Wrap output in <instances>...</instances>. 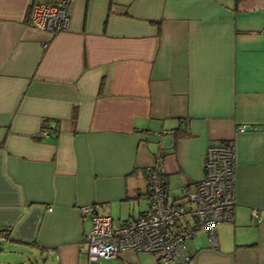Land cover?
<instances>
[{
  "label": "crops",
  "instance_id": "0c3cea01",
  "mask_svg": "<svg viewBox=\"0 0 264 264\" xmlns=\"http://www.w3.org/2000/svg\"><path fill=\"white\" fill-rule=\"evenodd\" d=\"M33 1L0 0V251L160 264L92 262L82 207L120 223L146 211L157 153L182 198L218 140L236 146L235 217L218 248L204 229L188 239L187 264H264V0H72L54 36L30 23Z\"/></svg>",
  "mask_w": 264,
  "mask_h": 264
},
{
  "label": "built area",
  "instance_id": "2783aa9c",
  "mask_svg": "<svg viewBox=\"0 0 264 264\" xmlns=\"http://www.w3.org/2000/svg\"><path fill=\"white\" fill-rule=\"evenodd\" d=\"M72 0H45L33 2L30 23L53 36L69 29L71 16L68 9ZM241 129H244L241 127ZM44 136L51 129H43ZM232 141H211L201 161L204 177L194 188L183 189L182 198L175 199L167 192L163 163L165 156L155 155L146 165L147 209L124 223L107 214H97L96 208L87 205L83 214H90L92 225L83 238L85 249L92 262L113 258L125 251L152 254L160 264H187L192 254L187 250L188 239L199 230L207 233L209 246L218 248V225L231 222L236 208L237 153ZM256 216L257 210L253 211ZM10 238L9 228L0 225V243Z\"/></svg>",
  "mask_w": 264,
  "mask_h": 264
},
{
  "label": "rangeland",
  "instance_id": "374dc122",
  "mask_svg": "<svg viewBox=\"0 0 264 264\" xmlns=\"http://www.w3.org/2000/svg\"><path fill=\"white\" fill-rule=\"evenodd\" d=\"M8 249L9 247L6 246L4 251H0V259H12L15 261H13L14 264H50L52 261L51 259L46 258L41 251L37 252V250L30 249L29 251L20 252L19 254H17L12 253Z\"/></svg>",
  "mask_w": 264,
  "mask_h": 264
},
{
  "label": "trees",
  "instance_id": "16d2710c",
  "mask_svg": "<svg viewBox=\"0 0 264 264\" xmlns=\"http://www.w3.org/2000/svg\"><path fill=\"white\" fill-rule=\"evenodd\" d=\"M33 2H35V1H33ZM32 2V3H33ZM32 3H31V6H30V9H32V7H33V5H32ZM27 17H28V19H29V21L31 20V16H30V10H28L27 11ZM47 127H48V125L47 126H44V129L46 128L47 129ZM57 130V125H54L53 127H52V129H51V133L52 132H55ZM177 131V130H176ZM180 131V132H179ZM179 131H177V134H176V136L178 135H180L181 133H185V131L183 130V129H180ZM165 175V174H164ZM165 180H166V177H165ZM167 186H168V181H167ZM167 186H166V188H167ZM169 193V192H168ZM175 199H179V198H175Z\"/></svg>",
  "mask_w": 264,
  "mask_h": 264
},
{
  "label": "water",
  "instance_id": "95a60500",
  "mask_svg": "<svg viewBox=\"0 0 264 264\" xmlns=\"http://www.w3.org/2000/svg\"><path fill=\"white\" fill-rule=\"evenodd\" d=\"M94 264V263H93ZM95 264H98V263H95Z\"/></svg>",
  "mask_w": 264,
  "mask_h": 264
}]
</instances>
